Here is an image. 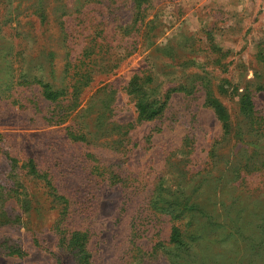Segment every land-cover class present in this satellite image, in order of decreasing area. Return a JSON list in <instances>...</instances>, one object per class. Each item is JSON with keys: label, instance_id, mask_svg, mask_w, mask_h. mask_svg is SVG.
<instances>
[{"label": "rangeland", "instance_id": "374dc122", "mask_svg": "<svg viewBox=\"0 0 264 264\" xmlns=\"http://www.w3.org/2000/svg\"><path fill=\"white\" fill-rule=\"evenodd\" d=\"M138 10L135 0H0V264H77L60 243L72 232L92 264H172L174 248L162 246L178 223L198 235L182 264H229L236 248L217 246L202 223L264 205V145L254 170L236 163L251 147L239 96L264 82V0H143ZM49 71L57 86L89 74L78 106L21 84ZM134 75L165 100L158 118L137 119ZM253 105L264 122V90ZM159 183L195 214L153 210Z\"/></svg>", "mask_w": 264, "mask_h": 264}, {"label": "trees", "instance_id": "16d2710c", "mask_svg": "<svg viewBox=\"0 0 264 264\" xmlns=\"http://www.w3.org/2000/svg\"><path fill=\"white\" fill-rule=\"evenodd\" d=\"M142 1L143 0H135V7L139 8L136 15L137 17L138 14H141L140 5ZM35 13L42 19L45 17L44 11L41 8L36 9ZM125 29L124 27V31H126ZM259 54L261 60H264L261 51ZM89 55L90 53H87L86 58H89ZM80 64L82 66L85 65L83 60L80 61ZM48 68L52 69L51 67ZM24 77L21 84L36 86L38 88L37 91L44 100L50 102L59 101L63 94L68 93L73 100V105H76L78 102L77 106L80 103L79 95L81 88L87 86L90 81L88 73L80 74V78L74 82L72 78L63 80L61 83L63 86H57L55 84V78H53L50 71L46 76L41 74L31 77L24 75ZM149 82H151L150 77L143 79L134 75L128 83L129 93L136 97L134 106L137 119L141 121H150L158 118L162 114L166 103L165 100L163 102L159 101L158 94L150 95L147 92L150 90L148 86ZM104 85L106 86L107 84ZM255 85L253 90L246 88L244 93L239 96L238 110L244 117V122H246L242 123V134L245 139L244 144L250 143L251 145L250 153L248 152V147L246 151L244 150L245 153L250 154V156L246 158L247 162H242L241 160L236 162L239 169L251 168V170H254L260 161L258 156L259 151L264 145V122H261V119L256 115L257 113L253 105V95L255 92L264 90V82L256 83ZM66 89L69 91H66ZM204 104L214 110L215 116L220 122L222 129L225 132L228 131L229 115L224 106L208 93L205 95ZM74 136L83 139L81 134H74ZM242 159H244V157H242ZM16 162L15 159H12L14 169L16 167ZM22 167L26 170V175H36V166L33 160H28ZM15 183L18 186H16V189L13 191L14 193L19 192L17 190L18 187L23 186L20 181L16 180ZM162 186L161 183L158 184L149 200V205L153 210L165 213L171 217L175 214L176 218H174V221L183 216L186 211L191 210L190 213L195 214L196 211L193 207H186L182 205L181 202L171 200L166 192H164ZM217 218L210 216L206 218L202 225L204 228L214 226V230L218 231L213 239L217 246L222 245L225 248L226 245H231L236 248L235 251L228 254L229 264H257L258 262L264 264V205L241 206L236 208L235 215L231 218L223 220ZM213 219L214 222L212 221ZM187 226L185 224L183 227L181 223L173 225L166 246H162L163 249L169 248V250H172V248H174L173 251L175 252L171 253L174 254V258H171L172 264H182L183 261L186 260L184 256L188 254V251L191 254L194 253L193 242L198 240V235L196 232H191ZM85 241V235L77 232H72L68 236H64L60 239L61 245L74 253L77 264H92L90 262V255L85 249ZM169 250H167L168 254L170 252ZM9 253L17 256L22 255V251L18 248H13ZM222 253L223 251L214 252V258L220 256Z\"/></svg>", "mask_w": 264, "mask_h": 264}]
</instances>
